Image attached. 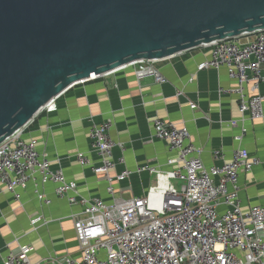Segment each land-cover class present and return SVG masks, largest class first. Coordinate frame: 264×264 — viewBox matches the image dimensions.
<instances>
[{"label": "built area", "instance_id": "obj_1", "mask_svg": "<svg viewBox=\"0 0 264 264\" xmlns=\"http://www.w3.org/2000/svg\"><path fill=\"white\" fill-rule=\"evenodd\" d=\"M199 47L209 49L208 57L197 64L187 83L206 69L226 68L229 78L237 84L219 88L218 93L238 97L240 118L231 120L230 125L239 127L234 139L240 142L247 131L246 120L264 116V96L259 92L264 84V29ZM158 61L139 60L122 68L131 66L138 82L153 77L156 83L163 84L167 79L156 66ZM246 85L251 94L246 93ZM183 94L177 91L176 96ZM57 97L37 114L53 111ZM189 107L195 109L196 105L189 102ZM88 120L90 144L99 158V164L91 169L104 174L110 202L80 195L77 184L67 180L60 167L51 168L46 154L37 150L36 141L23 138L32 120L0 143V184L14 197L18 198L17 187L25 188L39 174L42 184H54L57 198L65 197L70 205L82 207L70 215L80 258L46 256L32 262L29 248L24 246L17 254L7 253L2 264H264V203L242 210L239 183L240 173L264 167V159L238 146L230 160H225L224 152L217 148L211 153L214 163L207 166L201 157L202 149L191 142L186 125L157 118L153 121V136L176 152L167 160V165L176 166L163 170L144 163L111 174L116 167L112 150L115 146L123 148V144L112 140L109 120L97 123L92 116ZM76 159L83 166L89 164L80 153ZM118 161L122 163L123 158ZM144 174L154 176L155 184L140 195H116L115 181ZM34 192L40 202L50 203L37 186ZM41 219H30L33 229Z\"/></svg>", "mask_w": 264, "mask_h": 264}, {"label": "crops", "instance_id": "obj_2", "mask_svg": "<svg viewBox=\"0 0 264 264\" xmlns=\"http://www.w3.org/2000/svg\"><path fill=\"white\" fill-rule=\"evenodd\" d=\"M209 49L197 47L174 57L159 60V71L166 83H156L153 77L137 81L131 66L101 75L94 80L77 83L56 99V108L37 114L25 127L23 138L34 139L40 153L46 154L51 168L60 167L67 180L77 184L78 193L84 197H99L106 202L111 198L106 192L103 173H93L91 167L99 164L97 153L89 138L90 116L97 122L109 120L110 136L115 143L112 158L117 174L124 167L134 169L144 163L168 170L167 160L176 156L165 141L154 138L153 121L157 118L186 125L191 142L202 149V160L211 165L213 150L220 148L224 159L230 160L232 151L244 147L251 155L264 159V116L245 122L247 131L240 142L234 137L239 127L230 125L240 118L238 97L218 93L219 88L236 86L224 66L199 72L192 83L187 79L201 61L208 57ZM246 93L251 94L246 85ZM182 91V96H176ZM264 96V84L259 87ZM195 103V109L189 107ZM264 111V101H263ZM82 154L89 164L81 165L76 159ZM123 158V162L118 160ZM151 177L154 182L151 184ZM150 181V184H149ZM240 198L242 210L264 203V167L257 166L247 173H240ZM155 184L154 176H133L113 183L116 195L129 198L140 195ZM50 199L40 202L35 188ZM54 184L41 183L39 174L25 188L17 187L18 198L0 184V264L6 254H17L19 247H28V257L34 262L46 256L70 255L80 258L70 215L82 210L80 205H70L65 197L57 198ZM41 216L35 229L30 219ZM47 221V223H43Z\"/></svg>", "mask_w": 264, "mask_h": 264}, {"label": "water", "instance_id": "obj_3", "mask_svg": "<svg viewBox=\"0 0 264 264\" xmlns=\"http://www.w3.org/2000/svg\"><path fill=\"white\" fill-rule=\"evenodd\" d=\"M264 29V0H0V143L73 85Z\"/></svg>", "mask_w": 264, "mask_h": 264}, {"label": "rangeland", "instance_id": "obj_4", "mask_svg": "<svg viewBox=\"0 0 264 264\" xmlns=\"http://www.w3.org/2000/svg\"><path fill=\"white\" fill-rule=\"evenodd\" d=\"M150 181H151V184H153L154 180H153L152 177H151ZM150 181H149V184H150ZM172 183H173L174 185H178V182L173 181ZM123 196H124V197H127L128 195H127V194H124Z\"/></svg>", "mask_w": 264, "mask_h": 264}]
</instances>
